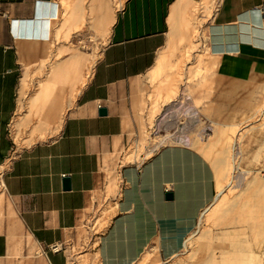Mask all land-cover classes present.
<instances>
[{"label": "crops", "instance_id": "0c3cea01", "mask_svg": "<svg viewBox=\"0 0 264 264\" xmlns=\"http://www.w3.org/2000/svg\"><path fill=\"white\" fill-rule=\"evenodd\" d=\"M204 2H214L199 37L215 66L214 82L230 93L260 95L264 0H121L118 8L114 0H0V185L40 247L41 264H54L56 257L69 263L64 246L88 217L106 164L127 144L140 85L158 67L174 29ZM97 36L105 43L72 106L69 93L82 82V55L51 71L53 91L55 79L65 86L39 114L48 123L26 124L27 131L57 134L17 149L9 128L26 116L19 111L23 67L37 66L51 44L88 43ZM118 173L113 216L96 244L98 263L135 264L147 251L157 262L179 255L217 197L211 165L189 145L165 144ZM57 245L61 251H52Z\"/></svg>", "mask_w": 264, "mask_h": 264}, {"label": "rangeland", "instance_id": "374dc122", "mask_svg": "<svg viewBox=\"0 0 264 264\" xmlns=\"http://www.w3.org/2000/svg\"><path fill=\"white\" fill-rule=\"evenodd\" d=\"M120 1L114 0L117 8ZM203 4L194 8L184 25L174 29L158 67L140 85L134 127L128 133L127 144L106 164L102 186L88 217L64 246L70 264H99L96 244L113 216L120 189L119 169L140 164L160 146L180 143L198 151L213 172L216 166L222 169L221 189L216 187L213 205L201 215L179 255L157 262L153 252L147 251L135 264H264V79L260 95L230 93L214 82L211 73L215 66L209 65L210 57L199 41L214 2ZM104 43L105 36H97L88 43L69 40L51 44L50 52L37 66L23 67L25 100L20 102L19 111L26 116L12 122L9 128L17 149L50 140L57 134L25 130L32 120L48 123L46 116L39 114L52 103V93L59 97L63 93L61 87L65 84L61 79H55L54 91L47 82L53 68L60 62L72 64L82 55L77 65L82 82L69 93L71 107L80 86L88 81ZM62 77L68 76L63 73ZM42 90L46 91L43 95ZM38 93L42 97L34 105L32 101ZM168 95H172L171 101L166 100ZM40 260L46 262L40 247L20 225L15 203L0 185V264H41ZM54 264H63L62 259L56 257Z\"/></svg>", "mask_w": 264, "mask_h": 264}, {"label": "bare ground", "instance_id": "6f19581e", "mask_svg": "<svg viewBox=\"0 0 264 264\" xmlns=\"http://www.w3.org/2000/svg\"><path fill=\"white\" fill-rule=\"evenodd\" d=\"M45 90V89H44ZM46 92V91H45ZM45 92L42 90V95L43 94H45ZM41 94H36L35 95V97L33 98V104L34 105H36L37 103H38V101H40V99H41V97H42V95ZM167 99V101L169 100V101H171V98H172V95H168L167 97H166ZM214 173H215V177H216V187H217V189L218 190H220L221 189V185H220V179H221V175H222V169L219 167V166H216L215 167V170H214Z\"/></svg>", "mask_w": 264, "mask_h": 264}, {"label": "water", "instance_id": "95a60500", "mask_svg": "<svg viewBox=\"0 0 264 264\" xmlns=\"http://www.w3.org/2000/svg\"><path fill=\"white\" fill-rule=\"evenodd\" d=\"M106 114V111L104 109H99V115L103 116ZM63 187L65 190H67L70 186H69V180L67 178H65L63 180Z\"/></svg>", "mask_w": 264, "mask_h": 264}, {"label": "built area", "instance_id": "2783aa9c", "mask_svg": "<svg viewBox=\"0 0 264 264\" xmlns=\"http://www.w3.org/2000/svg\"><path fill=\"white\" fill-rule=\"evenodd\" d=\"M180 144H182V143H180ZM52 251H54V252H59V251H61V247L60 246H54L53 248H52Z\"/></svg>", "mask_w": 264, "mask_h": 264}]
</instances>
